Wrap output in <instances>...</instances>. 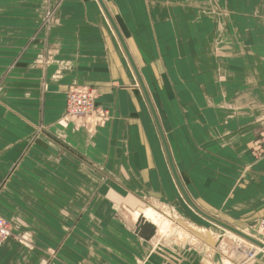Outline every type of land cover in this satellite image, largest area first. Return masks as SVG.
I'll return each instance as SVG.
<instances>
[{
  "label": "crops",
  "instance_id": "1",
  "mask_svg": "<svg viewBox=\"0 0 264 264\" xmlns=\"http://www.w3.org/2000/svg\"><path fill=\"white\" fill-rule=\"evenodd\" d=\"M103 2L187 194L252 230L264 218V0ZM79 85L103 110L96 126L63 118ZM178 191L98 2L0 0V216L12 225L0 264H221L204 247L156 249L118 207H180Z\"/></svg>",
  "mask_w": 264,
  "mask_h": 264
},
{
  "label": "rangeland",
  "instance_id": "2",
  "mask_svg": "<svg viewBox=\"0 0 264 264\" xmlns=\"http://www.w3.org/2000/svg\"><path fill=\"white\" fill-rule=\"evenodd\" d=\"M49 19H50V17L47 15L46 16V22ZM93 124H94V121H93ZM262 145L264 146V143ZM178 201L180 203V207H173L171 209L169 207H167V208L162 207L161 208V206H160V207H158V209H159L160 215L164 214L165 217L168 218L169 224L171 226L174 225V226L179 227L181 230H183L179 235L176 234L174 236V238L179 240V242L181 241V243H188L189 245H186V246H190V248L193 246L192 249H194L195 252H197L198 254L202 253V251H203V250L201 251V249H203L201 247H204V249H205L204 252H207L208 250L206 248H208L210 251H212L215 254L216 257H217V255L219 256V258L221 260L220 261L221 264H225V262H230V264H233V263L237 264L238 260H240L241 258H244V260H248L247 255L249 253H251L252 255L254 254V258L256 260H257V257L259 255L264 256V254H261V253H259V255L257 254V256H255V253H256L255 249H253L252 247H249L248 245L246 246L242 243L240 245V240H239V238H237L238 236L235 237L236 236L235 234L232 233L233 235H235V236H233V235L227 233L229 231L226 230L227 231L226 232L221 227H218L217 225H215V224H213V223H211V222H209L203 218L204 220L207 221L206 222L207 224L204 225L202 220L197 218V217H201V216L196 214L192 209H190L188 207L187 203L185 202V200L183 199V197L181 196L179 191H178ZM122 202L123 201L118 202L119 203L118 205L119 206L122 205ZM181 205H182V207H181ZM120 211L122 212V217H124V218L128 217L129 220H131V218L129 217V215L127 213L123 212V210H120ZM186 211H188L189 214H187ZM214 228L217 230L216 232H214L212 230ZM248 232L251 234H254L259 239H262V241H264V232L262 230L259 233H256L254 231V229H252ZM184 233H185V235H184ZM165 235H167V234L166 233L160 234V236H165ZM259 236H261V237H259ZM170 237L171 236H169V237L167 236L165 238H170ZM223 239L227 242V244L225 246L221 244ZM198 241L200 244H198ZM194 244H195V246H194ZM157 245H159V243ZM171 246H172L171 248H174V249H176V248L180 249L181 248V246L174 245V244L172 245V243H171ZM156 249L161 250V249H165V247L159 245ZM235 256H237V257H235ZM253 262L255 263V261H253ZM247 263L251 264L252 260H251V262L247 261Z\"/></svg>",
  "mask_w": 264,
  "mask_h": 264
},
{
  "label": "water",
  "instance_id": "3",
  "mask_svg": "<svg viewBox=\"0 0 264 264\" xmlns=\"http://www.w3.org/2000/svg\"><path fill=\"white\" fill-rule=\"evenodd\" d=\"M96 1L98 2L103 14L105 15L111 29L113 30V32H114V34H115V36H116V38H117V40L121 46V49H122L129 65H130L134 75H135L136 81L139 85L141 93L144 97V100H145L147 107L149 109V112L151 114V117H152L153 123L155 125L156 131L158 133V136H159L163 151L165 153V157H166L169 169H170L171 174L173 176V179H174V181H175V183L179 189V192L181 193V195L184 198V200L186 201V203L202 218H204L207 221L217 225L218 227H221L222 229H225V230L235 234L236 236L246 240L247 242L253 244L254 246H256L259 249H262L264 251V245L261 242H259L258 240L254 239L252 237L247 236L246 234L239 231L238 229H236V228L214 218L213 216L203 212L191 200V198L189 197V195L187 194L185 188L183 187V185L181 183V180L179 178V175H178L177 170L175 168V165L173 163L171 152H170V149L168 146V142L166 140L163 129L161 127V123L159 121L157 112L155 110V107L153 105L151 97H150V95H149V93L145 87V84L141 78V75L139 74V71H138V69H137V67H136V65H135V63L131 57V54L127 48V45H126L118 27H117V25L115 24L108 8L106 7L105 3L103 2V0H96ZM154 232H155V228L150 223L146 222L143 218H139L136 221L134 233L136 235H138L140 238L148 241L154 235Z\"/></svg>",
  "mask_w": 264,
  "mask_h": 264
},
{
  "label": "bare ground",
  "instance_id": "4",
  "mask_svg": "<svg viewBox=\"0 0 264 264\" xmlns=\"http://www.w3.org/2000/svg\"><path fill=\"white\" fill-rule=\"evenodd\" d=\"M147 84V83H146ZM149 85V84H148ZM80 86V85H79ZM98 120H94V122H97ZM101 122V121H100ZM60 123V122H59ZM93 123V122H92ZM95 125V124H94ZM96 126V125H95ZM128 193V192H127ZM115 196V195H113ZM112 196V198H113ZM137 199V198H136ZM133 197H128L126 198L123 202L122 205H120L119 209L123 210V212L127 213L129 215V217L131 218V220L135 223L139 218H143L146 222L150 223L154 228H155V236L153 237V239L150 241V245L151 246H156L158 243L162 244L163 247L167 246V245H179L181 247H184L186 245H189L188 243H181V241L179 242V240L175 239L174 236L177 234L179 235L183 230H181L179 227L177 226H171L169 224L168 218L165 217V215H160L159 213V209L154 208L153 206H150L148 204H143L142 202L136 200ZM155 200V199H154ZM119 201V200H118ZM186 202V201H185ZM119 204V203H118ZM156 206V205H155ZM187 207V206H186ZM190 207V206H189ZM162 208V207H161ZM192 209V208H190ZM193 210V209H192ZM201 210V209H200ZM194 211V210H193ZM195 212V211H194ZM196 213V212H195ZM200 216V215H199ZM235 228V227H234ZM237 229V228H236ZM254 231L256 233H259L261 231V227H260V222L257 224V226L255 228H253ZM225 230V229H223ZM239 231L243 232L244 234H246L249 237H252L256 240H258L259 242H261L264 245V241H262V239H259L257 236H255L254 234H251L249 232L246 231H242L240 229H238ZM226 231V230H225ZM227 232V231H226ZM161 233H166L167 235L165 236H160ZM231 235H233L230 232H227ZM185 235V233H184ZM169 237L170 238H165V237ZM235 236V235H233ZM237 237V236H235ZM261 237V236H259ZM240 240V245L241 243L244 245H248L249 247H252L253 249H255V256H257V254L259 255V253L264 254V251L262 249H259L258 247L254 246L253 244L247 242L246 240L237 237ZM84 239V238H83ZM160 244V245H161ZM198 244L199 241H198ZM220 244V243H219ZM222 245H226L227 242L223 239V241L221 242ZM161 245V246H162ZM197 245V244H196ZM192 246V245H191ZM195 246V244H194ZM223 246V247H224ZM201 247V246H200ZM239 247V246H238ZM167 248V247H166ZM192 248V247H191ZM85 252V251H84ZM245 256V255H244ZM262 256V255H261ZM237 257V256H235ZM234 257V258H235ZM248 257V255H247ZM231 259V258H230ZM229 260V259H228ZM255 261L256 259L253 257L252 262ZM225 262V261H224ZM234 262V261H233ZM251 262V261H250ZM238 263L240 264H246L247 261L244 260V258H241L240 260H238ZM262 263V262H261ZM103 264V263H102ZM225 264H230V262H225ZM234 264V263H233ZM248 264V263H247Z\"/></svg>",
  "mask_w": 264,
  "mask_h": 264
},
{
  "label": "built area",
  "instance_id": "5",
  "mask_svg": "<svg viewBox=\"0 0 264 264\" xmlns=\"http://www.w3.org/2000/svg\"><path fill=\"white\" fill-rule=\"evenodd\" d=\"M96 95L95 92L86 86H77L71 88L66 93V104L64 119L67 121H80L81 125L85 126V120L92 119L98 120L94 124L96 125L102 120L103 110L98 108L95 104ZM261 142L264 143V135L261 137ZM261 230L264 232V218L260 220ZM12 225L6 219L0 216V247L3 243L12 237L11 232ZM254 254H248V260L251 261Z\"/></svg>",
  "mask_w": 264,
  "mask_h": 264
}]
</instances>
